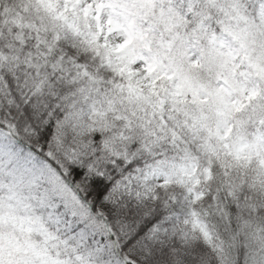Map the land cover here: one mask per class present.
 Segmentation results:
<instances>
[{"label": "snow or ice", "instance_id": "6c2138e0", "mask_svg": "<svg viewBox=\"0 0 264 264\" xmlns=\"http://www.w3.org/2000/svg\"><path fill=\"white\" fill-rule=\"evenodd\" d=\"M0 264H264V0H0Z\"/></svg>", "mask_w": 264, "mask_h": 264}]
</instances>
